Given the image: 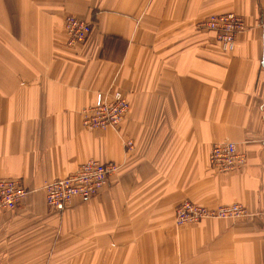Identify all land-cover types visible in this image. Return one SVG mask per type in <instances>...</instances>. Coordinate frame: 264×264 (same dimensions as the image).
<instances>
[{
    "label": "crops",
    "instance_id": "crops-1",
    "mask_svg": "<svg viewBox=\"0 0 264 264\" xmlns=\"http://www.w3.org/2000/svg\"><path fill=\"white\" fill-rule=\"evenodd\" d=\"M228 12L247 28L223 55L196 24ZM67 15L93 24L73 49ZM263 32L264 0H0V178L30 191L0 213V264H264ZM111 88L129 103L119 128L85 131L81 110ZM227 141L247 166L216 174ZM89 159L119 170L50 210L43 186ZM183 200L251 216L176 227Z\"/></svg>",
    "mask_w": 264,
    "mask_h": 264
},
{
    "label": "built area",
    "instance_id": "built-area-1",
    "mask_svg": "<svg viewBox=\"0 0 264 264\" xmlns=\"http://www.w3.org/2000/svg\"><path fill=\"white\" fill-rule=\"evenodd\" d=\"M72 19L73 22L67 24L69 29H66L69 38L73 42L87 38L89 27L83 21ZM216 21H218L217 24L220 27H216ZM212 24L213 27L224 33L223 37L226 41L224 48H231L232 45L229 42L231 33L241 30L243 26L242 21L231 14L218 20L214 19ZM78 26H82L84 31L82 32ZM226 36L229 39H226ZM84 41L75 43L72 46L80 45ZM127 111V104L121 99L119 94H99L95 100V105L91 109L83 111L82 124L88 129L92 128L93 125L97 126L96 129H99L98 127L104 128V126L115 127L122 121ZM209 161L211 166L219 172L235 171L242 167V157L236 154L233 143L213 145L209 154ZM117 170L118 166L115 163L89 160L81 164L75 172L49 182L44 189L45 201L53 210L63 211L74 199L85 201L97 195L107 184L108 178L115 174ZM25 195V187L20 182L0 179V211L13 209ZM246 211V207L237 204L208 208L186 201L177 207L175 217L177 225L185 226L207 219H236L244 217ZM249 217L247 213V217L244 218L247 219Z\"/></svg>",
    "mask_w": 264,
    "mask_h": 264
},
{
    "label": "rangeland",
    "instance_id": "rangeland-1",
    "mask_svg": "<svg viewBox=\"0 0 264 264\" xmlns=\"http://www.w3.org/2000/svg\"><path fill=\"white\" fill-rule=\"evenodd\" d=\"M229 14H231V15H234V16H236V17H238L241 21H242V29L241 30H239V31H236V32H232L231 33V39L229 40V42L231 43V48H224V43L226 42L225 41V39H224V37H223V34L224 33H222V31H220L218 28H215V27H213V24H212V21L214 20V19H216V20H218V19H220L221 17H223V16H226V15H229ZM74 18V19H78V18H76V17H74V16H71V15H67L65 18H64V20H63V25H62V27H63V32H64V46H65V48H67V49H73V47L74 46H72L73 44H75V43H80V42H82V41H84L85 39V41L83 42V43H81V44H84V43H86V41L89 39V37H90V35H91V32L93 31V24L92 23H90V22H86V21H83V20H81V19H78V20H80V21H83L88 27H89V31H88V33H87V38H85L84 40H82V41H72L70 38H69V35H68V33H67V30L69 29L68 27H67V24L69 23V22H73V19L72 18ZM218 23V21H216V27H220V25H218L217 24ZM78 28L80 29V30H82V32L84 31V28L82 27V26H78ZM246 28H247V26H246V24H245V22H244V19L240 16V15H238V14H236V13H232V12H228V13H220V14H210V15H208L207 17H205L203 20H201L200 22H198L197 24H196V29H198L199 31H204V32H207V33H209L210 35H211V38H212V40L214 41V44L219 48V50L221 51V53L223 54V55H228V54H231L232 52H233V50H234V48H235V43H236V39H237V37L240 35V34H242L245 30H246ZM67 29V30H66ZM80 35V34H79ZM226 39H229L228 38V36H226ZM106 93V94H105ZM119 94L120 95V97H121V99L127 104V108H128V111H129V103H128V101L125 99V97L123 96V94L119 91V90H115V89H107V90H105V91H103V92H100V93H97L96 95H95V98H94V101H93V104L91 105V106H89V107H86V108H83L82 110H81V123H80V125H81V128L82 129H84L85 131H99V132H105V131H108V130H112V131H117V129L119 128V126H120V124L122 123V121H123V119L125 118V116H126V114L128 113V111H127V113L125 114V116L123 117V119H122V121L121 122H119L115 127L114 126H104V128H100V127H98L99 129H96L97 128V126L96 125H93L92 126V128H90V129H88V128H86L85 126H83V124H82V122H83V111L84 110H88V109H91L92 108V106H94L95 105V100H96V98H97V96L99 95V94H101V95H109V94ZM96 123V122H95ZM92 124H94V123H92ZM222 143H233V142H229V141H227V142H221V143H215V144H213V145H216V144H222ZM234 145H235V151H236V154L238 155V156H241L242 157V167H240V169L239 170H235V171H229V172H219V171H217L214 167H212L211 166V164H210V169L214 172V173H216V174H218V173H240V172H242L244 169H245V167L247 166V154L245 153V152H242V151H239L238 150V148H237V146H236V144L235 143H233ZM131 145H132V143L131 142H125V146L129 149V148H131ZM213 145L211 146V149H212V147H213ZM211 149H210V151H209V154H210V152H211ZM89 160H94V159H89ZM89 160H87V161H89ZM87 161H85V162H87ZM95 161H97V160H95ZM208 161H209V155H208ZM84 162V163H85ZM210 162V161H209ZM103 163H107V162H103ZM111 163H114V162H111ZM83 164V163H82ZM116 164V163H115ZM81 165V164H80ZM79 165V166H80ZM117 166H118V170H119V165L118 164H116ZM78 166V167H79ZM77 167V168H78ZM77 168H76V170H77ZM75 170V171H76ZM118 170H117V172H118ZM74 171V172H75ZM117 172L115 173V174H113L112 176H110L109 178H108V181H107V184L109 183V180L114 176V175H116L117 174ZM73 173V172H72ZM71 174V173H70ZM0 179H5V180H11V181H18V182H20L24 187H25V190H26V195H25V197L23 198V199H21L19 202H17V204L14 206V208L13 209H6V210H4V211H0V213H12V212H14L17 208H18V205L21 203V202H23L27 197H28V195L30 194V191H29V188L27 187V186H25L23 183H22V181L20 180V179H18V178H9V177H1ZM49 183V182H48ZM48 183H46L44 186H43V188H42V190H43V192H44V199H45V186L48 184ZM107 184H105V186L102 188V190L97 194V195H95L94 197H92V198H90V199H88V200H83L84 202H87V201H90V200H92L93 198H95L96 196H98L102 191H104V189L106 188V186H107ZM186 201H189V200H183L181 203H179L176 207H175V209H174V225L176 226V227H182L181 225H177L176 224V217H175V215H176V213H175V211H176V209H177V207L179 206V205H181L183 202H186ZM189 202H191V201H189ZM45 203H46V205H47V207L50 209V210H52V211H54V212H58V213H61L62 211H55V210H53L51 207H49L48 206V204H47V202L45 201ZM191 203H193V202H191ZM195 204V203H194ZM235 204H237V205H241V206H244V205H242V204H240V203H231V204H223V205H225V206H231V205H235ZM198 205V204H197ZM200 206H202V205H200ZM220 206V205H219ZM217 207V206H216ZM244 207H246V206H244ZM208 208H215V207H208ZM246 215L244 216V217H247V213H248V217L251 215V213L249 212V210H248V208L246 207ZM64 211V210H63ZM244 217H240V218H225V219H217V220H229V221H233V222H236V221H240V220H243V219H246V218H244ZM209 220H214V219H209ZM203 221V220H202ZM202 221H200V222H202ZM200 222H198V223H200Z\"/></svg>",
    "mask_w": 264,
    "mask_h": 264
},
{
    "label": "water",
    "instance_id": "water-1",
    "mask_svg": "<svg viewBox=\"0 0 264 264\" xmlns=\"http://www.w3.org/2000/svg\"><path fill=\"white\" fill-rule=\"evenodd\" d=\"M262 45H263V56H262V66L264 67V32H263V36H262Z\"/></svg>",
    "mask_w": 264,
    "mask_h": 264
}]
</instances>
